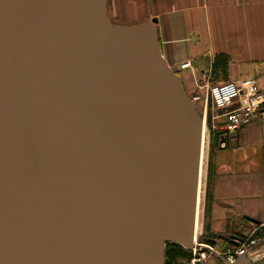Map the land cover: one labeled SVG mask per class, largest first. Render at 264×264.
Here are the masks:
<instances>
[{
    "label": "water",
    "instance_id": "1",
    "mask_svg": "<svg viewBox=\"0 0 264 264\" xmlns=\"http://www.w3.org/2000/svg\"><path fill=\"white\" fill-rule=\"evenodd\" d=\"M154 21L0 0V264H165L168 242L195 246L204 122Z\"/></svg>",
    "mask_w": 264,
    "mask_h": 264
},
{
    "label": "crops",
    "instance_id": "2",
    "mask_svg": "<svg viewBox=\"0 0 264 264\" xmlns=\"http://www.w3.org/2000/svg\"><path fill=\"white\" fill-rule=\"evenodd\" d=\"M107 9L116 24L155 20L162 54L187 91L246 77L264 86V0H107ZM219 53L229 57L227 77L211 73ZM214 170L218 207L264 220V120L220 144Z\"/></svg>",
    "mask_w": 264,
    "mask_h": 264
},
{
    "label": "built area",
    "instance_id": "3",
    "mask_svg": "<svg viewBox=\"0 0 264 264\" xmlns=\"http://www.w3.org/2000/svg\"><path fill=\"white\" fill-rule=\"evenodd\" d=\"M183 65L188 67L191 62L186 61ZM200 88L204 89L205 93L195 95L194 99H205L206 119L210 103L212 108L217 111V113L212 114L214 127L225 130V133L220 135L221 145H226L231 137L237 136L245 127L264 120V86L260 84L257 78L246 77L216 83L208 82ZM217 124L220 127H217ZM234 240L238 242V246L222 252L229 261H235L238 256H244L248 259L249 264H257L259 258L264 255V249L257 246L249 249L250 246L253 247L257 243L256 239L247 243L246 239H239V236L234 235ZM202 244L204 243L197 241L192 248L195 253L192 257V263L199 262L206 255V252H203L197 256L198 250H209L217 256L222 254L215 246L207 244L208 247L203 248ZM223 262L225 264L224 260Z\"/></svg>",
    "mask_w": 264,
    "mask_h": 264
},
{
    "label": "rangeland",
    "instance_id": "4",
    "mask_svg": "<svg viewBox=\"0 0 264 264\" xmlns=\"http://www.w3.org/2000/svg\"><path fill=\"white\" fill-rule=\"evenodd\" d=\"M172 67V66H171ZM178 72V71H177ZM180 76V74L178 73ZM181 78V76H180ZM182 79V78H181ZM229 80V79H228ZM183 82V80H182ZM210 83L213 81L210 80ZM206 82H200L198 85H204ZM216 83V82H213ZM184 84V83H183ZM185 87V86H184ZM186 89V88H185ZM200 91L198 90L197 92L195 91H187L192 99L194 100L195 95L197 94H203V90L199 88ZM194 92V93H193ZM196 103V107L202 117L204 118L206 110H205V99L203 100H194ZM217 113L212 108L211 103L209 104V109H208V117L206 120V131H205V143H204V150H205V157H204V164H203V186H202V191L204 194L201 195V203H200V212H199V232H198V237L197 241L199 240V243H205V244H210L212 246H215L217 250L221 252V250H228V249H233L236 246H238V242L234 240V235L243 237L246 239L247 243L250 242L252 239H256L257 243L253 245V247H259L264 249V220H261V223H255L252 222L251 220H248L244 217L243 214H237L235 210H226L225 207H218V203L214 204L212 201L210 213L211 215L209 216V220H205V215H206V207H207V190H208V179H209V170L212 168L213 165V153L215 151V148L217 147L216 143L218 140V134L222 135L225 133V130H219V128L214 127V120L212 114ZM218 125V124H217ZM217 127H220L219 125ZM217 130V131H216ZM228 144V142H227ZM220 145V144H219ZM216 183L217 180L215 179L213 182V188L214 192L216 195ZM202 192V193H203ZM203 197V198H202ZM216 202V198H215ZM220 209L219 212H216V208ZM241 212V211H240ZM215 233V235L213 234ZM204 237H209L213 238L216 241V244H211L207 243L206 241H203ZM237 239V238H236ZM174 242V241H172ZM192 250L193 256H194V250L192 248H189ZM203 252H206V255L202 260L199 261V263L202 264H224V262L219 258V256L215 255L214 253H211L209 250L205 251H199L197 256H200ZM222 253V252H221ZM223 255V253L221 254ZM192 256V257H193ZM190 263H192V258L190 260ZM258 264H264V256L258 260Z\"/></svg>",
    "mask_w": 264,
    "mask_h": 264
},
{
    "label": "trees",
    "instance_id": "5",
    "mask_svg": "<svg viewBox=\"0 0 264 264\" xmlns=\"http://www.w3.org/2000/svg\"><path fill=\"white\" fill-rule=\"evenodd\" d=\"M229 72V57L225 53H219L215 56L214 61L212 63V75H228ZM217 131V130H216ZM218 140H217V147L220 144V134H218ZM215 148V151L217 149ZM214 151V153H215ZM213 153V157H214ZM209 179H208V190H207V207H206V215L205 220H209V216L211 215L210 209L212 205V201L214 204H217L215 202V192L213 188V182L216 179L217 175L214 170V159H213V165L212 168L209 170ZM215 235V233H213ZM243 238V237H240ZM203 241H206L207 243L216 244V241L211 237H204L201 238ZM245 239V238H244ZM226 250H221V252H224ZM193 256L192 250L189 248L184 247L182 244L178 242H168L166 245V261L165 264H202V263H190V260ZM219 258L222 260V258L219 256ZM223 261V260H222Z\"/></svg>",
    "mask_w": 264,
    "mask_h": 264
},
{
    "label": "bare ground",
    "instance_id": "6",
    "mask_svg": "<svg viewBox=\"0 0 264 264\" xmlns=\"http://www.w3.org/2000/svg\"><path fill=\"white\" fill-rule=\"evenodd\" d=\"M177 72V70H176ZM178 73V72H177ZM184 85V84H183ZM185 88V87H184ZM186 90V89H185ZM187 92V91H186ZM194 93V92H193ZM190 94V93H189ZM188 94V95H189ZM195 100V99H194ZM203 118V117H202ZM206 117L204 116L203 118V122H204V134H203V142H202V155H201V169H200V179H199V193H198V211H197V218H196V238H195V244L197 243V237H198V232H199V212H200V203L201 201V195L204 194V192L202 191V186H203V179L202 177L204 176V157H205V150H204V143H205V131H206ZM203 192V193H202ZM203 198V197H202ZM201 213V212H200ZM199 241V240H198ZM234 261V260H231Z\"/></svg>",
    "mask_w": 264,
    "mask_h": 264
}]
</instances>
